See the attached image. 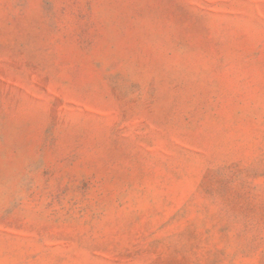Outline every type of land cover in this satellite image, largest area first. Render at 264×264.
I'll use <instances>...</instances> for the list:
<instances>
[{
	"label": "rangeland",
	"instance_id": "1",
	"mask_svg": "<svg viewBox=\"0 0 264 264\" xmlns=\"http://www.w3.org/2000/svg\"><path fill=\"white\" fill-rule=\"evenodd\" d=\"M0 264H264V0H0Z\"/></svg>",
	"mask_w": 264,
	"mask_h": 264
}]
</instances>
